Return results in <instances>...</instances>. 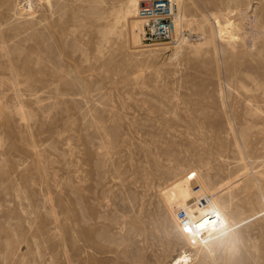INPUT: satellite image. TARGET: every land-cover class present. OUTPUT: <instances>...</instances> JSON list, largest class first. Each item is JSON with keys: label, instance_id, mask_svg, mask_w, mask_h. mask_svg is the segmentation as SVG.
Here are the masks:
<instances>
[{"label": "rangeland", "instance_id": "374dc122", "mask_svg": "<svg viewBox=\"0 0 264 264\" xmlns=\"http://www.w3.org/2000/svg\"><path fill=\"white\" fill-rule=\"evenodd\" d=\"M128 1L0 0V264H264V0H180L176 54ZM186 174L232 217L206 248L162 198Z\"/></svg>", "mask_w": 264, "mask_h": 264}, {"label": "bare ground", "instance_id": "6f19581e", "mask_svg": "<svg viewBox=\"0 0 264 264\" xmlns=\"http://www.w3.org/2000/svg\"><path fill=\"white\" fill-rule=\"evenodd\" d=\"M48 3V0H45ZM128 1V0H127ZM43 2V1H42ZM178 2V6H179V18H178V32L174 35L173 40L170 42L171 44H173L174 46H172V49L175 50V54L176 51H180L182 49V46H189L190 45L193 46L192 44H195L197 42H199L202 37L197 34L192 28H189V25L191 24V19L189 20H185L184 16H183V10L181 5V1L177 0ZM29 5V4H28ZM29 7V6H28ZM139 7V1L138 0H132V1H128L126 3V9H125V14H123L121 16V18L125 19L126 22L128 23V32H129V39L132 42V39H134V37H136V25L137 24V29L139 31V36L142 40V34H143V23L141 22V20L138 18L137 16V10ZM184 8V7H183ZM30 9V7L28 8ZM123 9V8H122ZM28 11V10H27ZM30 11V10H29ZM135 11V12H134ZM134 12V15L136 16L135 18H130L131 13ZM123 21V20H122ZM121 21V22H122ZM208 21V20H207ZM206 21V23H207ZM210 22V21H209ZM208 22V23H209ZM203 23V22H202ZM205 23V22H204ZM125 24V23H123ZM201 25V24H200ZM127 26V25H126ZM111 27V26H110ZM116 28V27H115ZM125 28V27H124ZM216 29V28H215ZM107 30V29H106ZM182 31H189L193 34H197V38L194 40H187L184 38V36L181 34ZM112 32V31H111ZM232 32V31H231ZM218 33V32H217ZM226 34V33H225ZM227 35V34H226ZM223 36V35H222ZM225 36V35H224ZM228 36V35H227ZM226 36V37H227ZM212 38V36H211ZM232 38V37H231ZM211 40V39H209ZM221 41V40H220ZM213 42V41H212ZM227 42V41H226ZM225 42V43H226ZM169 44V43H168ZM227 44V43H226ZM134 46V45H133ZM200 45H198L199 47ZM141 48H148L147 45H143L140 46ZM4 49V48H3ZM157 49V48H156ZM165 49H168V47H166ZM193 49V48H192ZM142 51H153V50H146V49H142ZM178 55V54H177ZM14 82V81H13ZM12 82V84H13ZM187 175V174H186ZM196 175V174H195ZM195 175H187L185 177H181L179 179H176L174 182H172L170 185H168L167 187H165L161 192L163 194V199H164V203L167 206V208L169 209L171 215L173 216L177 228L179 229V232L182 235V240L183 242L185 241L187 244L193 246V247H202V248H206L207 245L211 242V240L214 238L215 235L217 234H224V237L222 238H226L225 235H227L229 228L230 227V222L228 214H226L224 206H223V202L219 201L220 199L217 198V194H207V191L204 189L203 185L201 184L198 187V191H199V196L195 198H193L192 196V186L193 182L196 181V176ZM183 176V175H182ZM198 177V176H197ZM201 179V178H200ZM199 179V180H200ZM241 179V178H240ZM206 180V179H205ZM237 181V180H236ZM207 182V181H206ZM210 182V180L208 181ZM204 184V183H203ZM229 184V183H228ZM246 184V183H245ZM198 185V184H197ZM210 185L212 186V184H209V186L206 187H210ZM247 185V184H246ZM227 186V185H226ZM229 187V186H228ZM247 187H252V186H247ZM213 188V187H212ZM225 188V187H224ZM211 189V188H210ZM253 189V188H252ZM195 190V189H194ZM216 190V189H215ZM222 190V189H221ZM244 190V189H242ZM240 191L242 192V195L245 197V192L247 191L245 188V191ZM218 191V190H217ZM194 192V191H193ZM249 192V191H248ZM251 192L253 193V190H251ZM249 192V193H251ZM218 193V192H217ZM222 193V192H220ZM244 193V194H243ZM241 194V193H240ZM248 194V193H247ZM246 194V195H247ZM261 194V193H260ZM259 194L258 198L261 196ZM233 195V194H232ZM231 195V196H232ZM230 196V195H229ZM199 197H203L206 199V205L201 207L197 204L196 200ZM225 197V196H224ZM249 197V196H248ZM227 198V197H226ZM230 198V197H228ZM261 198V197H260ZM264 199V198H263ZM257 200V199H256ZM259 200V199H258ZM262 200V199H261ZM260 200V205H262L261 203H263ZM228 203L230 202L228 199L226 200ZM222 202V203H221ZM255 200L252 202L255 205ZM259 205V206H260ZM236 207V206H235ZM239 208V207H238ZM180 209H184L187 211L190 222L188 223V225H184L182 226L179 221L177 220V211ZM235 209V208H234ZM237 210V209H236ZM238 211V210H237ZM236 211V212H237ZM230 212V210H229ZM228 213V211H227ZM234 213V212H232ZM239 213V212H238ZM237 213V214H238ZM230 214V213H229ZM242 214V213H240ZM238 214V215H240ZM231 215V214H230ZM233 215V214H232ZM231 215V216H232ZM236 215V214H235ZM236 217L233 215V218L235 217L237 220V216ZM241 216V215H240ZM234 218V219H235ZM239 218V217H238ZM233 219V220H234ZM244 220V219H243ZM187 229V231H186ZM233 232V231H232ZM235 233V232H234ZM233 233V234H234ZM222 236V235H221ZM234 236V235H233ZM236 236V235H235ZM232 237V236H231ZM239 237V236H238ZM226 239H224L225 241ZM234 240V239H233ZM221 241V239H220ZM228 241V240H227ZM184 242V243H185ZM224 243V242H223ZM228 244V243H226ZM225 245V244H224ZM244 245V244H243ZM216 246V245H215ZM218 246V244H217ZM197 247V248H198ZM236 248V246H234ZM200 249V253H201ZM206 251V250H205ZM210 251V250H209ZM207 252V251H206ZM209 253V252H208ZM202 254V253H201ZM205 254V253H204ZM239 259V258H238ZM233 260V259H232ZM237 262V260H236ZM232 263V261H231Z\"/></svg>", "mask_w": 264, "mask_h": 264}, {"label": "built area", "instance_id": "2783aa9c", "mask_svg": "<svg viewBox=\"0 0 264 264\" xmlns=\"http://www.w3.org/2000/svg\"><path fill=\"white\" fill-rule=\"evenodd\" d=\"M137 16L143 23L142 42L148 47L166 45L173 40L178 32L179 6L177 0H149L142 3L137 10ZM185 39L194 40L197 34L182 31ZM198 191V187H195ZM201 207L206 205V199L196 200ZM177 220L184 226L190 222L188 213L184 209L177 211Z\"/></svg>", "mask_w": 264, "mask_h": 264}, {"label": "snow or ice", "instance_id": "6c2138e0", "mask_svg": "<svg viewBox=\"0 0 264 264\" xmlns=\"http://www.w3.org/2000/svg\"><path fill=\"white\" fill-rule=\"evenodd\" d=\"M186 231H187V229H186Z\"/></svg>", "mask_w": 264, "mask_h": 264}]
</instances>
